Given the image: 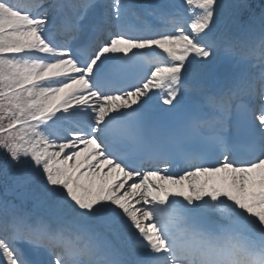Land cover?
I'll list each match as a JSON object with an SVG mask.
<instances>
[{
  "label": "snow or ice",
  "instance_id": "6c2138e0",
  "mask_svg": "<svg viewBox=\"0 0 264 264\" xmlns=\"http://www.w3.org/2000/svg\"><path fill=\"white\" fill-rule=\"evenodd\" d=\"M0 176V264H264V9L0 0Z\"/></svg>",
  "mask_w": 264,
  "mask_h": 264
}]
</instances>
